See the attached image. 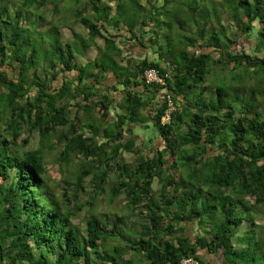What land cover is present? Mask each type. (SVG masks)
Masks as SVG:
<instances>
[{
    "label": "trees",
    "instance_id": "obj_1",
    "mask_svg": "<svg viewBox=\"0 0 264 264\" xmlns=\"http://www.w3.org/2000/svg\"><path fill=\"white\" fill-rule=\"evenodd\" d=\"M160 1L0 0V264H264V0ZM68 3L86 37L61 43ZM40 10L58 25L39 31Z\"/></svg>",
    "mask_w": 264,
    "mask_h": 264
},
{
    "label": "rangeland",
    "instance_id": "obj_2",
    "mask_svg": "<svg viewBox=\"0 0 264 264\" xmlns=\"http://www.w3.org/2000/svg\"><path fill=\"white\" fill-rule=\"evenodd\" d=\"M100 1L104 2L105 0H100ZM156 1H157L158 5L162 4L160 0H156ZM211 1L216 2L217 4L220 3V0H211ZM102 4H104V3H102ZM70 5H71L70 3L66 4V8H67L66 13L61 12V14H60L61 16L59 18H57V19L61 20V21H59V26L57 27L58 33L60 35L59 38H60L61 43L65 42L66 40L72 39L74 33H77V34H80V35L86 37L85 28H83V26L81 24H75V23L71 22L73 19L72 17L74 16L75 10L73 8H71ZM100 6H101V4H100ZM43 11L44 10H40L38 12V14H42V17H43L42 20L41 19L39 20L38 30L39 31H46L47 29L52 27V24L57 26L58 22L55 19L56 18L55 12H53V11L43 12ZM161 11H163V10L161 9L159 14H162ZM222 13H223V15L221 16V19L230 20V15L227 11H223ZM160 16L162 17L163 15H160ZM64 17H68L69 18L68 21L67 20L65 21ZM176 23H177V20H173V24H176ZM164 25L168 26L167 20L165 18H162L161 27H163ZM120 26H122V25H120ZM120 28H121V30L125 29V27H123V28L120 27ZM233 30H235V28H233ZM161 33H164V30L161 31ZM246 38L240 39L238 41V44L232 45L231 49L237 50V51H239L241 49H245L248 52V50L250 49L249 48L250 41H248L249 38H247V39ZM117 40L119 41L118 38H117ZM160 40H165V38L164 37L162 39L160 38ZM125 47L128 50H132V52H134L133 55L136 57L143 56L141 54H146V53L148 54L149 53V50H147V49H142L138 46H132V41L126 42ZM134 47H135V49H134ZM102 49H103V42L101 40H97L96 47L86 49L81 53L80 58L77 59L78 65H84L87 62H92L98 55L101 54ZM189 50L192 51V48H189ZM197 50H199V49L197 48ZM122 64H124V63H122ZM6 68L8 69L9 72L12 71L10 67L9 68L6 67ZM39 74H42V73H39ZM13 75H16V73H14ZM120 80H121L120 82L123 81L122 79H120ZM116 81H117V79H115L114 76L110 75L108 80H106L105 82H108V84H113ZM118 88H121V86L118 85ZM112 94L114 96L118 95V93L114 92V91L112 92ZM162 122H163V120H162ZM135 131L138 132V134H139L138 141L145 139V141L147 143H148V140L153 138V136L155 135L154 133L156 132L154 130L153 126L152 125L149 126V124H148V127L145 129H142V128L140 129L139 127H135ZM24 136H25V133L23 135H21V138H24ZM129 136H131V135L124 134L123 135L124 140H127L129 138ZM37 141H38V134L36 132L32 133L30 136V139H29V143L26 146V149L32 150V149L36 148L37 147ZM146 142L143 144V148L148 149L149 144H147ZM123 157H124L125 162H131L130 154L125 153V154H123ZM52 158H53V155L49 154L47 157L48 162L46 163V168H48V170L51 169L52 173L50 174V176H51V178L55 177V179H56V178H58V174H57L58 171H57V166L54 164V161L52 160ZM73 163H76V160ZM70 169L72 170V168H70ZM71 170H69L68 173L66 172L64 174V177L68 176L70 178L71 175L69 173ZM87 183H88V180H86L84 183L85 189L87 188L86 189L87 193L85 195L83 193H81L79 195V199L76 201V204L80 207L82 206V209L79 212V214L77 215L76 219L73 221V224L78 226L81 231L84 230L86 213L88 211V208L90 207L89 204H86V203H89L90 201L92 202V200H93V199H91V197H93V193H92V191H90L91 188L87 187ZM159 186L160 185L158 184L157 180L155 179L153 181L152 188L154 190H157L159 188ZM123 204H124L123 195H120L111 204H108V202H106L105 200H102V199L100 200V198H99V199H95V206L93 209L96 210V212H98L99 214L101 213L103 215L115 214L116 212H117L116 214H118L119 209L121 208V206ZM259 212H260L259 207H255L254 209L251 210L250 214L251 215L257 214L258 215ZM259 222H261V221H259Z\"/></svg>",
    "mask_w": 264,
    "mask_h": 264
},
{
    "label": "built area",
    "instance_id": "obj_3",
    "mask_svg": "<svg viewBox=\"0 0 264 264\" xmlns=\"http://www.w3.org/2000/svg\"><path fill=\"white\" fill-rule=\"evenodd\" d=\"M144 76H145V79H146L147 82H152V81H156V82H160V83L163 82V79L159 78L156 75L155 71H153V70L146 71L144 73ZM169 106H170L169 110H172L173 108L171 106V103H169ZM168 119H169V115L166 114L165 117H163L162 120H163V122H165ZM183 263H189V261H184Z\"/></svg>",
    "mask_w": 264,
    "mask_h": 264
}]
</instances>
